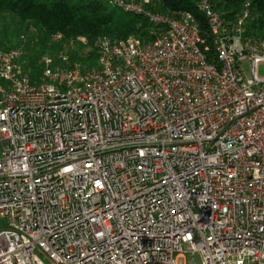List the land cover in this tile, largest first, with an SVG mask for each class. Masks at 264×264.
Segmentation results:
<instances>
[{
  "label": "built area",
  "instance_id": "obj_1",
  "mask_svg": "<svg viewBox=\"0 0 264 264\" xmlns=\"http://www.w3.org/2000/svg\"><path fill=\"white\" fill-rule=\"evenodd\" d=\"M109 1L151 35L104 37L94 69L44 57L31 81L21 48H0V264H264V35L244 34L247 6L225 22L198 0L208 61L190 13Z\"/></svg>",
  "mask_w": 264,
  "mask_h": 264
},
{
  "label": "trees",
  "instance_id": "obj_2",
  "mask_svg": "<svg viewBox=\"0 0 264 264\" xmlns=\"http://www.w3.org/2000/svg\"><path fill=\"white\" fill-rule=\"evenodd\" d=\"M198 0H159L154 11L190 13L209 45L208 61L214 58L209 30L197 9ZM225 22H232L247 6L246 36L264 35V0H210ZM0 48L24 49V70L31 81L40 79L42 59L51 57L55 68L94 69L98 44L104 38L124 39L130 35L150 38L152 29L142 16L122 12L109 0H0ZM84 39V43L76 40ZM73 47H70V43ZM67 57L63 62L62 57Z\"/></svg>",
  "mask_w": 264,
  "mask_h": 264
},
{
  "label": "rangeland",
  "instance_id": "obj_3",
  "mask_svg": "<svg viewBox=\"0 0 264 264\" xmlns=\"http://www.w3.org/2000/svg\"><path fill=\"white\" fill-rule=\"evenodd\" d=\"M0 26H1V24H0ZM21 50H22V53H23V55H24V49H23V47L21 48ZM23 55H22V62L25 64V60H26V58H25V60L23 59ZM241 66H242V69H243V72H244V75L248 78V77H250L251 76V67H250V64H249V61L248 60H244L243 62H242V64H241ZM86 69H87V67H85ZM258 74L259 75H263V68L262 67H260L259 69H258ZM0 227H2V222H0ZM187 259L189 260V261H194V263L195 264H198L199 263V261H200V258H199V256L198 255H193V256H188L187 257Z\"/></svg>",
  "mask_w": 264,
  "mask_h": 264
}]
</instances>
